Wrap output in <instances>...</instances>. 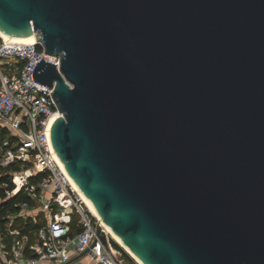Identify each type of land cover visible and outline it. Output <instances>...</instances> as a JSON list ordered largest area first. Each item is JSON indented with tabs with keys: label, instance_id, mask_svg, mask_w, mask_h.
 <instances>
[{
	"label": "water",
	"instance_id": "obj_1",
	"mask_svg": "<svg viewBox=\"0 0 264 264\" xmlns=\"http://www.w3.org/2000/svg\"><path fill=\"white\" fill-rule=\"evenodd\" d=\"M0 30L60 58L50 142L141 264H264V0H0Z\"/></svg>",
	"mask_w": 264,
	"mask_h": 264
},
{
	"label": "built area",
	"instance_id": "obj_2",
	"mask_svg": "<svg viewBox=\"0 0 264 264\" xmlns=\"http://www.w3.org/2000/svg\"><path fill=\"white\" fill-rule=\"evenodd\" d=\"M41 58L59 70L60 58L46 54L40 43L21 45L0 37V175L11 168L13 188L6 196L20 190L27 194L33 206L21 204L19 216L39 224L29 243L10 219V247L0 244V264H66L71 254L86 250L85 264H128L102 227L95 235L99 222L80 200L52 147L49 130L62 113L51 97L53 90L33 80ZM74 218L79 230L71 235Z\"/></svg>",
	"mask_w": 264,
	"mask_h": 264
},
{
	"label": "trees",
	"instance_id": "obj_3",
	"mask_svg": "<svg viewBox=\"0 0 264 264\" xmlns=\"http://www.w3.org/2000/svg\"><path fill=\"white\" fill-rule=\"evenodd\" d=\"M3 134L4 132L0 133V135L2 136ZM10 170L11 168H7L3 170L2 174L0 175V237L1 242L3 243L6 249H9L11 241V237L8 235L6 230V225L9 223L11 218L13 219L11 227L18 228L21 234L27 235L29 238V243L34 241V233L37 227L39 226V224L33 223L30 218L24 220L19 216V207L21 204H28L29 207L33 206L34 202L27 194L20 190L15 195H12L10 197L6 196L5 191H9L13 188V184L11 183L9 175ZM75 221L76 219L74 218L70 228L71 235L79 230V228L75 225ZM113 245L115 248L119 249L123 253V255L126 257L130 264H134L132 260L128 257V255H126L116 243L113 242Z\"/></svg>",
	"mask_w": 264,
	"mask_h": 264
},
{
	"label": "bare ground",
	"instance_id": "obj_4",
	"mask_svg": "<svg viewBox=\"0 0 264 264\" xmlns=\"http://www.w3.org/2000/svg\"><path fill=\"white\" fill-rule=\"evenodd\" d=\"M0 37L6 41L9 42H13V43H17V44H21V45H32V44H36L37 41V37L34 35L33 38L31 40H18L10 35L5 34L4 32H2L0 30ZM61 163V162H60ZM62 165V163H61ZM72 181V180H71ZM73 187L76 190L80 200L83 202V204L85 205V207L87 208V210L91 213V215L93 217H95L100 226L102 227V229L104 231H106L111 238L114 240V242H116L120 247H122L125 252H127L134 260L137 264H141L136 258L135 256L129 251V249H127L123 243L110 231V229L107 227V225L105 224V222L102 220V218L98 215V213L96 212V210L93 208V206L88 202V200L83 196V194L81 193V191L79 190V188L74 184V182L72 181Z\"/></svg>",
	"mask_w": 264,
	"mask_h": 264
},
{
	"label": "crops",
	"instance_id": "obj_5",
	"mask_svg": "<svg viewBox=\"0 0 264 264\" xmlns=\"http://www.w3.org/2000/svg\"><path fill=\"white\" fill-rule=\"evenodd\" d=\"M0 244H3V243L1 242V237H0ZM1 254H2V251H1V248H0V256H1ZM78 255H79V254H71V258H70L69 262H67L66 264H78V262H79L81 259L84 258V256H83V257H81V258H79V259H77V260H74V258H76ZM39 264H47V263L43 262V263H39Z\"/></svg>",
	"mask_w": 264,
	"mask_h": 264
},
{
	"label": "rangeland",
	"instance_id": "obj_6",
	"mask_svg": "<svg viewBox=\"0 0 264 264\" xmlns=\"http://www.w3.org/2000/svg\"><path fill=\"white\" fill-rule=\"evenodd\" d=\"M32 209V208H31ZM31 221H32V219H30ZM106 232V231H105ZM107 233V232H106ZM108 234V233H107ZM108 236H110L109 234H108ZM110 238H111V236H110ZM113 240V239H112ZM119 246V245H118ZM120 247V246H119ZM121 249H122V251L126 254V255H128V257L132 260V262L134 263V264H137L136 262H135V260L127 253V252H125V250L122 248V247H120ZM123 254V253H122ZM123 257H124V259H125V261L128 263V264H130L129 263V261L126 259V257L123 255ZM86 263V259L85 258H83V259H81L79 262H78V264H85Z\"/></svg>",
	"mask_w": 264,
	"mask_h": 264
}]
</instances>
